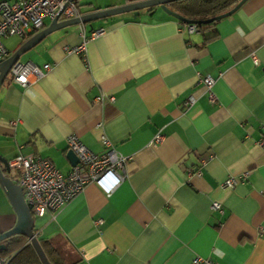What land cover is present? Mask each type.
<instances>
[{"label": "crops", "instance_id": "crops-1", "mask_svg": "<svg viewBox=\"0 0 264 264\" xmlns=\"http://www.w3.org/2000/svg\"><path fill=\"white\" fill-rule=\"evenodd\" d=\"M74 1L80 15L131 2ZM40 29L3 38L7 56ZM17 61L49 69L26 86L8 72L0 84L1 158L31 153L66 173L70 134L95 153L103 134L126 157L110 195L86 184L37 217V240L69 264H264V0H244L203 32L158 6L61 26ZM205 74L212 100L198 80ZM6 176L15 180L11 169ZM15 219L0 187V233Z\"/></svg>", "mask_w": 264, "mask_h": 264}, {"label": "built area", "instance_id": "built-area-1", "mask_svg": "<svg viewBox=\"0 0 264 264\" xmlns=\"http://www.w3.org/2000/svg\"><path fill=\"white\" fill-rule=\"evenodd\" d=\"M65 18L79 17L80 12L74 0H18L9 2L0 0V60L7 56V50L2 39L7 36L22 37L26 33L40 29L45 18L53 19L58 13ZM189 32L195 31L194 24H182ZM80 35L83 36V26H79ZM102 32L96 29L90 32V37H95ZM83 43L72 52L81 53ZM256 63L254 56H251ZM49 65L44 63L41 68L30 62H14L8 70L11 80L26 86L32 79L41 77ZM199 82L209 91V99H213L210 91L214 79L205 74L199 77ZM193 98L189 97L186 104H191ZM12 125L15 121L11 122ZM161 135L155 134L152 144L160 141ZM66 147L77 158V163L72 165L66 173H60L48 158L38 157L35 154L17 153L7 161L9 169L14 170L16 183L22 192L25 205L32 217H40L46 212H55L58 208L79 194L86 184L96 185L105 195H110L122 179L119 170H123L126 157L115 151L105 135L100 136L104 147L101 153H95L85 146L75 134L66 138ZM264 147V143H260ZM199 174V170L196 171ZM247 172L240 175H229L223 181V187L231 188L244 181ZM211 208L221 212L218 202L213 201ZM264 229L261 227L260 231ZM193 264H215L202 257H195ZM0 264H5L0 258Z\"/></svg>", "mask_w": 264, "mask_h": 264}, {"label": "water", "instance_id": "water-1", "mask_svg": "<svg viewBox=\"0 0 264 264\" xmlns=\"http://www.w3.org/2000/svg\"><path fill=\"white\" fill-rule=\"evenodd\" d=\"M176 0H133L131 2L125 3L124 5L110 7L102 10H97L91 13L80 15L79 17L68 18L58 21L60 12L50 21V23L40 29L39 31L33 33L29 38H27L13 53L9 56L5 57L4 59L0 60V84L2 83L3 79L5 78L9 68L11 65L17 61L19 55L33 46L40 38H42L48 32L66 25L76 24V23H83L95 18L99 17H107L112 14L124 12V11H132L134 15L138 14V10L142 8H149L152 6H158L162 11L166 14L174 17L178 21L186 24H196L199 21L186 19L179 14L173 12L169 8H167L166 4ZM244 0H240L235 6H233L228 11L211 17L205 21L201 22H210V21H217L220 18L230 14L234 9H236ZM66 158L68 159L71 165L77 163L76 156L71 152L67 151ZM0 187L2 188L4 194L6 195L14 213H15V223L9 229L0 233V241L13 236V235H23L27 238L28 242L31 244L32 248L34 249L39 261L41 264H51L48 262L47 258L45 257L38 240L33 232V217L25 205L22 192L19 186L14 183L8 176L9 167L7 165V161L0 157ZM3 244L0 243V249L3 248Z\"/></svg>", "mask_w": 264, "mask_h": 264}, {"label": "trees", "instance_id": "trees-1", "mask_svg": "<svg viewBox=\"0 0 264 264\" xmlns=\"http://www.w3.org/2000/svg\"><path fill=\"white\" fill-rule=\"evenodd\" d=\"M239 1L240 0H176L167 3L166 6L186 19L199 21L194 24V26L197 31L203 32L212 29L216 21H201H205L228 11ZM178 23L183 24L180 21H178ZM214 36L215 33H210L204 37L205 40H210ZM0 242L4 245L3 248L0 249V258L4 259L5 264H41L34 249L25 236L13 235ZM38 243L49 263L69 264L65 258L56 254L50 241L38 239Z\"/></svg>", "mask_w": 264, "mask_h": 264}, {"label": "rangeland", "instance_id": "rangeland-1", "mask_svg": "<svg viewBox=\"0 0 264 264\" xmlns=\"http://www.w3.org/2000/svg\"><path fill=\"white\" fill-rule=\"evenodd\" d=\"M14 173H15V171L14 170H12ZM9 174V173H8ZM39 221H40V219L39 218H37V217H35L34 218V220H33V222H34V225H38L39 224Z\"/></svg>", "mask_w": 264, "mask_h": 264}]
</instances>
